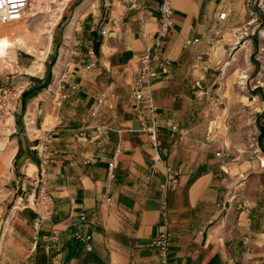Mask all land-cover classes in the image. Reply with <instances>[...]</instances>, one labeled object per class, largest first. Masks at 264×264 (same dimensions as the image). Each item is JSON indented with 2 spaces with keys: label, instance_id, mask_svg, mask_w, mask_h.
Masks as SVG:
<instances>
[{
  "label": "crops",
  "instance_id": "crops-1",
  "mask_svg": "<svg viewBox=\"0 0 264 264\" xmlns=\"http://www.w3.org/2000/svg\"><path fill=\"white\" fill-rule=\"evenodd\" d=\"M130 1L67 3L45 32L29 23L46 15L39 3L16 22L44 55L14 43L0 59V93L12 99L0 112V264H158L165 194L170 264H264V0H170L161 47L160 0ZM149 48L156 75L145 102L159 113L156 145L149 113L132 100ZM199 89L215 105L199 101ZM45 137L54 155L43 168L36 148ZM170 172L179 181L165 191ZM40 178L54 200L42 223ZM55 231L60 248L48 251ZM77 232L92 238V251Z\"/></svg>",
  "mask_w": 264,
  "mask_h": 264
},
{
  "label": "built area",
  "instance_id": "built-area-1",
  "mask_svg": "<svg viewBox=\"0 0 264 264\" xmlns=\"http://www.w3.org/2000/svg\"><path fill=\"white\" fill-rule=\"evenodd\" d=\"M52 4L61 3L64 0H47ZM37 2V0H0V23H14L22 20L27 10L32 9L33 5ZM132 7H137L139 5V0H131L130 1ZM228 17L226 12L221 13L218 17V20L225 21ZM159 23L161 25V30L156 38V45L161 47L163 44V40L168 35L172 23H173V9L171 6L170 0H160V18ZM107 32L102 30V36H106ZM219 32L214 31L208 36V40L210 43V47L213 48L216 40L218 39ZM199 40H187L185 42V47H191L194 44L198 43ZM98 60L96 58H92V61L87 66V69H95L97 68ZM154 71V61L151 55V48L147 49L144 54L140 58V71L137 81L133 87L132 100L134 111L143 114L147 111L150 115L151 125L148 127L147 132L151 137L152 143L156 145L157 136L159 133V113L156 106L149 102H145V91L148 88L155 77ZM8 92L0 93V112H4L6 108L11 104L12 99L9 97ZM196 98L199 101H206L209 105L213 106L216 103V100L208 91H202L199 89L196 93ZM97 108L94 113H96ZM32 122H29L27 127H31ZM215 129L220 130L222 127L218 126L214 123ZM173 131L177 130V127H172ZM29 132V131H28ZM225 139L229 140V135H225ZM37 155L41 161V166L46 168L50 165L53 158V150L51 148V141L49 137L39 139V143L36 148ZM120 152V149L117 151ZM217 158L223 159L226 154L220 150L216 154ZM264 166V164H263ZM116 167V161L113 160L109 163V180L113 181L115 179L114 169ZM225 174H228L227 171L224 170ZM178 174L175 172H170L168 175V179L164 185L165 191L169 190L170 187L176 186L178 184ZM33 188L35 191V199L34 205L38 208L39 219L38 222L42 223L47 220L54 212V200L50 196L48 190L45 187V183L42 178L33 181ZM235 199V197L233 198ZM239 209L248 208V201L242 200ZM162 217L163 224L160 227L158 236L155 240V250L156 256L158 259V264H170V250H171V241L172 235L168 225V214L166 207V194L164 195V204L162 209ZM82 220H85V215L82 214ZM59 233L58 231L54 232L55 242L47 247L48 251L58 250L60 247L58 240ZM75 239L86 244L87 250L92 251V247L90 246L91 237L84 235L80 232L75 233ZM21 264V263H19Z\"/></svg>",
  "mask_w": 264,
  "mask_h": 264
},
{
  "label": "rangeland",
  "instance_id": "rangeland-1",
  "mask_svg": "<svg viewBox=\"0 0 264 264\" xmlns=\"http://www.w3.org/2000/svg\"><path fill=\"white\" fill-rule=\"evenodd\" d=\"M76 0H69L68 2H65L64 5H60L61 3H56V4H50V6L54 9H60V8H64L67 6V3H74ZM41 3V2H40ZM39 11H41V7L39 5ZM57 11V10H56ZM40 14V12H39ZM38 15V14H37ZM35 15V16H37ZM33 16V17H35ZM56 18V17H55ZM59 20V19H58ZM57 20V21H58ZM54 20L50 17V16H46V15H38L36 18H30L29 19V23L32 24L33 27H35L36 29L39 28V29H42L44 30L43 32H45V29H52V24H53ZM61 22V21H59ZM22 26V27H21ZM14 27V28H13ZM22 29H21V28ZM2 29V30H1ZM13 30V31H12ZM6 31V32H5ZM24 31L25 34L27 35L28 34V31L26 29V26H25V23L24 22H21V23H18L16 24V22L14 23H11L10 25L8 26H0V37H3V36H8V40L9 41H14L15 38H18V37H25V36H22L21 32ZM4 32V33H2ZM39 37H37L38 39ZM37 42L40 41V40H36ZM9 48V46H7L5 44V42L3 41H0V52L3 51L5 52L6 56H7V49ZM43 48V47H41ZM37 51V52H36ZM30 53H35L36 55L39 54V51L38 50H35L34 48H31V52ZM5 56V58H6ZM36 66H38V63L36 64ZM226 127L223 125V130L225 131Z\"/></svg>",
  "mask_w": 264,
  "mask_h": 264
},
{
  "label": "bare ground",
  "instance_id": "bare-ground-1",
  "mask_svg": "<svg viewBox=\"0 0 264 264\" xmlns=\"http://www.w3.org/2000/svg\"><path fill=\"white\" fill-rule=\"evenodd\" d=\"M69 0H64L63 2H61V4L60 5H62L64 2H68ZM41 2V3H40ZM37 3H39L38 4V6L40 5V7H41V11H38V14H39V12H40V14H46V15H49L53 20L55 19V17H57L58 15H57V11H62V9L63 8H60V9H58L57 11L56 10H54L51 6H50V4H52V3H50L49 1H47V0H37V2L34 4V5H36ZM37 15V14H36ZM35 16V15H34ZM33 17V16H32ZM28 19V18H27ZM11 23H7V24H3V23H0V26L2 25V26H8V25H10ZM22 27V26H21ZM20 27V28H21ZM14 28V27H13ZM22 29V28H21ZM2 30V29H1ZM13 31V30H12ZM6 32V31H5ZM2 33H4V32H2ZM42 35V34H41ZM44 35V34H43ZM9 36V35H8ZM8 36H3V37H0V41H3V42H5V44L7 45V46H11V45H13L14 43H16L20 48H22V49H24V50H26L27 52H31V48H33V47H31V46H29V44H28V40L25 38V37H18V38H15L14 39V41H9L8 39ZM38 36V35H37ZM43 37V36H42ZM28 38V37H27ZM49 41V40H48ZM47 43V42H46ZM33 44V43H32ZM50 45V44H49ZM48 48V47H47ZM37 52V51H36ZM43 55H44V52H40L39 51V54H38V56H39V58H43ZM5 56H6V54H5V52H3V51H1L0 52V59L2 60V59H5ZM13 59V58H12ZM37 67H40L39 69H41V66H37Z\"/></svg>",
  "mask_w": 264,
  "mask_h": 264
}]
</instances>
